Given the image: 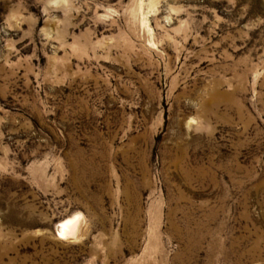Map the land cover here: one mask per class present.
<instances>
[{
	"label": "rangeland",
	"instance_id": "rangeland-1",
	"mask_svg": "<svg viewBox=\"0 0 264 264\" xmlns=\"http://www.w3.org/2000/svg\"><path fill=\"white\" fill-rule=\"evenodd\" d=\"M0 264H264V0H0Z\"/></svg>",
	"mask_w": 264,
	"mask_h": 264
},
{
	"label": "bare ground",
	"instance_id": "bare-ground-1",
	"mask_svg": "<svg viewBox=\"0 0 264 264\" xmlns=\"http://www.w3.org/2000/svg\"><path fill=\"white\" fill-rule=\"evenodd\" d=\"M74 223V222H73ZM71 220H68V221H65V222H63L62 224H61V226H60V229H61V231H60V235H62V236H65V235H68V234H70V233H72L73 232V229H74V227H73V229H71L72 227H71ZM75 226V225H74Z\"/></svg>",
	"mask_w": 264,
	"mask_h": 264
}]
</instances>
